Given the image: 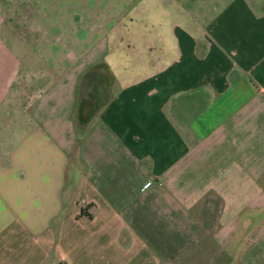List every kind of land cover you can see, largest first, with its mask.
I'll return each instance as SVG.
<instances>
[{
  "label": "crops",
  "instance_id": "obj_1",
  "mask_svg": "<svg viewBox=\"0 0 264 264\" xmlns=\"http://www.w3.org/2000/svg\"><path fill=\"white\" fill-rule=\"evenodd\" d=\"M206 244L264 260V0H0V264Z\"/></svg>",
  "mask_w": 264,
  "mask_h": 264
},
{
  "label": "rangeland",
  "instance_id": "obj_2",
  "mask_svg": "<svg viewBox=\"0 0 264 264\" xmlns=\"http://www.w3.org/2000/svg\"><path fill=\"white\" fill-rule=\"evenodd\" d=\"M15 50V48H13ZM18 50V48H16V51ZM205 230L202 231V233ZM207 234V233H206ZM232 242H230V244L228 245V247L232 248ZM226 247L225 250H227L225 253L221 252V249L217 250L216 248L212 249L213 247H211L209 244L207 245H203L200 249L199 252L197 253L196 256L193 257L192 262L190 263H184V264H217L218 262L222 263V264H226L227 260H226V254L228 251H230V249ZM257 264H264V260L259 261Z\"/></svg>",
  "mask_w": 264,
  "mask_h": 264
},
{
  "label": "trees",
  "instance_id": "obj_3",
  "mask_svg": "<svg viewBox=\"0 0 264 264\" xmlns=\"http://www.w3.org/2000/svg\"><path fill=\"white\" fill-rule=\"evenodd\" d=\"M98 65L92 66L87 69V71H94ZM78 218H86V219H91V214L88 212V207H82L80 208V212L78 214Z\"/></svg>",
  "mask_w": 264,
  "mask_h": 264
},
{
  "label": "flooded vegetation",
  "instance_id": "obj_4",
  "mask_svg": "<svg viewBox=\"0 0 264 264\" xmlns=\"http://www.w3.org/2000/svg\"><path fill=\"white\" fill-rule=\"evenodd\" d=\"M225 251H227V250H225ZM230 251H231V250H230ZM230 251H228L227 254L230 253ZM225 258H226V257H225ZM217 264H222V263L218 262ZM226 264H227V263H226Z\"/></svg>",
  "mask_w": 264,
  "mask_h": 264
}]
</instances>
